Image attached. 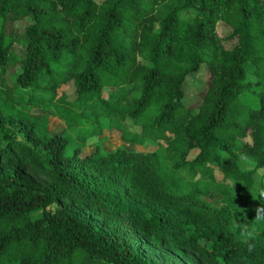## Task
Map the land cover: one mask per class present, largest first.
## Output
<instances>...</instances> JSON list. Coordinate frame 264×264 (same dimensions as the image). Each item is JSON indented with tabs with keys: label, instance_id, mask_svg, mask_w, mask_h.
<instances>
[{
	"label": "trees",
	"instance_id": "16d2710c",
	"mask_svg": "<svg viewBox=\"0 0 264 264\" xmlns=\"http://www.w3.org/2000/svg\"><path fill=\"white\" fill-rule=\"evenodd\" d=\"M261 190L264 0H0V264H264Z\"/></svg>",
	"mask_w": 264,
	"mask_h": 264
},
{
	"label": "rangeland",
	"instance_id": "374dc122",
	"mask_svg": "<svg viewBox=\"0 0 264 264\" xmlns=\"http://www.w3.org/2000/svg\"><path fill=\"white\" fill-rule=\"evenodd\" d=\"M98 1V0H97ZM216 32L219 35H225L229 32V27L226 26L225 24L221 22H217L215 25ZM224 45L226 47H231L233 45V41H226L224 42ZM17 70V68H15ZM208 75L209 71L207 67L203 64L201 65L200 69L198 70L197 73H192L188 74L185 78V81L183 83V101L187 106H192L195 105L197 99L199 98L200 92L205 88L207 85L208 81ZM8 78V77H7ZM70 85L64 86V89L69 92L70 90ZM107 88H104L102 91L103 95L107 94ZM127 123H130V119H126ZM41 128L43 130H46L49 133L55 132L57 130L63 129L65 126L64 124L56 118V116H53L51 114H47V117L44 120H41ZM69 133V142L67 144V147L65 149V152L69 154L72 151V147L76 145L75 139L72 138V135L75 134L76 130L75 129H67ZM115 130H110L106 131V129L103 128L101 134L99 136H90L87 137L83 149L89 151L94 147V144L99 142L102 144V146L106 149H112L117 145H120L122 142L117 139ZM243 140H248L249 137L246 136L243 138ZM129 147V145H128ZM131 148H137L139 150H153L158 154H162V147L155 143V142H150L146 143L145 145H139V146H130ZM195 151L191 150L190 153L188 154V157H192ZM212 166V173L214 176V179L216 182H223L226 183L227 181L223 179L222 177V172L217 166L211 165ZM257 172L261 173L262 169H257ZM176 177H185L189 181H191V178H189V173L187 169H182L181 171L176 173ZM229 184V183H228ZM216 193L215 187L209 188V191L204 193V199L210 201L211 203L218 204L219 203V197H215L214 194ZM247 207L256 209L259 207V200H248L247 202ZM37 214V213H36Z\"/></svg>",
	"mask_w": 264,
	"mask_h": 264
},
{
	"label": "clouds",
	"instance_id": "9594fccd",
	"mask_svg": "<svg viewBox=\"0 0 264 264\" xmlns=\"http://www.w3.org/2000/svg\"><path fill=\"white\" fill-rule=\"evenodd\" d=\"M259 196L261 197V198H264V190H261L260 192H259ZM252 245H249V250L251 251L252 250Z\"/></svg>",
	"mask_w": 264,
	"mask_h": 264
}]
</instances>
